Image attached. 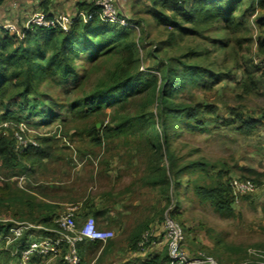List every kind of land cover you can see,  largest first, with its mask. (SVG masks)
<instances>
[{
  "label": "trees",
  "instance_id": "trees-1",
  "mask_svg": "<svg viewBox=\"0 0 264 264\" xmlns=\"http://www.w3.org/2000/svg\"><path fill=\"white\" fill-rule=\"evenodd\" d=\"M95 1L79 4L77 19L67 31L35 28L27 31L24 39H19L13 34H0V124L9 122L15 126L21 123L30 125L29 121L23 119L39 117L40 127L49 125L59 116L56 107L70 115L61 118L62 123L89 119L106 108H113L114 113L110 115L108 125L98 128L95 120L86 128L91 141L101 145L104 140L111 138L113 132L118 135H141L152 150H160V158L165 155L169 161L168 166H153L148 174L153 180H146V183L154 187L161 185L160 189L164 193L173 191L178 194L180 175L188 171L197 173L200 169L207 172L205 169L208 164L202 160L178 163V160L182 162L183 158H178L175 152L169 151L170 133L171 138L175 139L179 137L181 130L206 131L209 128L205 118H219L218 107L212 103L196 102L194 90L213 88L222 77L233 80L235 87L240 89L243 95L252 94L264 84V65L259 64L264 62V0H249L248 5L245 0H151L149 15L170 29L168 40L162 42V45L169 46L178 35L204 36L205 33L221 31L223 38H210L212 50L207 49V54L209 51L216 54L223 49L226 56L229 49H233L235 41L242 40L239 35L242 31L256 30L257 36L244 38L245 41L255 44L254 57H257V60H250L252 69L238 64L234 69L227 68L217 73L198 64H191L189 52L167 57L166 60L161 59L159 47L149 51L150 56L157 58V67L147 68V71L141 70L143 61L137 45L145 40L137 35L136 30L147 36L145 22L132 19V24L138 29L103 22L96 14L99 7ZM80 13L94 14V17L89 22H84ZM253 17L255 22L251 25L250 19ZM16 23L19 24L18 21ZM84 59L89 60L92 66L81 75L80 63ZM113 59L116 60L114 67L97 83H91L93 74L102 69L98 62ZM44 84H53L54 88L70 94L66 95L67 98H72L66 102L58 98L56 107L48 106L46 93L41 92ZM49 100L52 102L54 99ZM230 111L233 116L232 124L238 125L237 130L244 135L253 134L263 124L264 112L261 118H245L234 108H230ZM113 124L114 130L111 126ZM1 127L8 130L9 126ZM36 140L38 146L28 144L20 150L14 133L11 131L6 135L2 132L0 166L27 169L28 166L33 168L42 165L46 159L59 157L55 135L37 136ZM247 172L243 173L240 179H250L256 186L263 184V180L259 178L261 173L251 168H248ZM158 173L160 180L154 178ZM221 177L222 173L218 178ZM172 178L174 182L171 184ZM224 179V182L208 185L199 183V176L193 180L194 191L202 202H210L218 213L232 217V205L235 200L230 186L232 178ZM25 196L24 193L18 195L13 192L10 200L20 204L27 203L32 207ZM29 197L33 198L30 195ZM88 202L81 209V218L82 214H100L88 209ZM39 207L41 208L40 205ZM56 214L42 213L35 220H46L48 227H56ZM172 215L174 212L169 215L174 219ZM19 218L24 220L27 216ZM31 223L37 225L34 220H31ZM146 228L147 225L139 224L133 231L130 239L132 250L139 248ZM32 231L34 229L25 231L22 241L28 240ZM49 234L54 236L53 233ZM83 242L78 243L77 248L84 259L86 250ZM95 247L103 248L102 253L105 254L104 251L107 252L112 247V242L110 240L103 244L91 241L90 252ZM10 259L8 251H0V264H9ZM58 260L64 262L62 258ZM165 261H168V256ZM144 263H162V258L157 256Z\"/></svg>",
  "mask_w": 264,
  "mask_h": 264
},
{
  "label": "rangeland",
  "instance_id": "rangeland-1",
  "mask_svg": "<svg viewBox=\"0 0 264 264\" xmlns=\"http://www.w3.org/2000/svg\"><path fill=\"white\" fill-rule=\"evenodd\" d=\"M248 3L249 0H245V4ZM143 6L144 15L137 14V18L145 22L147 36L136 30L137 35L145 40L137 45L143 61L141 70L147 71V68L157 67V58L150 56L149 51L158 47L161 50V59L166 60L167 57L189 52L191 64L206 67L213 73L227 68L234 69L238 64L251 68L250 60H257V57H254L255 44L244 39L252 35L257 36L256 30L242 31L239 34L242 40L235 41L233 49L230 48L226 56L223 49L216 54L213 51L207 54V49L212 50L210 38H223L221 31L205 33L204 36L178 35L169 46L162 45V42L168 40L170 29L164 24H159L152 15L146 14L147 10H151L150 4ZM18 18L14 20L17 19L22 27L26 18L21 15ZM250 20L251 25L254 24L255 17ZM115 62V59L98 62L102 69L93 74L90 82L97 83L114 67ZM91 66L92 63L84 59L80 63L81 75ZM41 92L46 93L48 106L56 107V99L66 102L72 98H67L66 95L70 94L54 88L53 84L42 85ZM194 94L196 102L215 104L219 118L212 120L206 117L209 128L206 131L181 130L179 137L175 139L171 138L170 133L169 151L175 152L178 158H183V161L178 160V163L202 160L208 164L205 169L207 172L200 169L197 173L188 171L180 175L178 194L173 191L164 193L160 189L161 185L154 187L148 183L153 180V177L148 176L150 169L156 164L168 166L169 161L165 155L160 158V150H152L141 135H118L113 132L111 138L104 140L101 145L91 141L86 128L95 120L98 128L108 125L110 115L114 113L113 108H106L89 119L62 123L61 118L70 115L56 107L55 110L59 113L57 120L42 127L39 125V117L31 120L24 118L23 120L29 121L30 124L27 125L31 130L26 133L28 138L36 140L37 136H56L55 146L59 157L46 159L42 165L33 168L28 166L27 169L0 166V236L12 225L8 224L19 221L17 218L20 216H27L24 220H34L37 224L35 219L41 216L39 205L44 203L39 197L47 200L50 198L58 203L55 205L56 217L62 214L68 205L81 204L82 209L88 200H100L102 189L106 186L101 176L116 173L121 180L118 190L120 193L116 200L119 213L116 216L121 222L116 221L117 228L111 229L115 232V237L111 240L112 247L107 252L104 251L105 254L98 264H145L144 262H149L157 256L162 258V263L157 264H168V261H165L168 254L164 219L172 212L175 221L184 229L185 248L191 253L203 252L212 256L218 264H264V121L253 134L244 135L237 130L238 125L232 124L233 116L230 111V108H234L245 118H261L264 112V84L252 94L243 95L242 91L235 87L233 80L222 77L213 88H199L194 90ZM49 99H54V103ZM8 124V130H3L1 126ZM111 126L114 130L115 125ZM9 129L14 133V125L9 122L0 124V134H10ZM248 168L262 174L259 178L263 180V184L257 186L255 192L240 196L238 201L234 200L232 217L221 215L210 202L204 203L196 196L193 180L199 176V183L214 185L219 181L224 182V178H241L243 173H248ZM221 173L223 177L218 178ZM154 178L160 180L159 173L154 175ZM173 182L172 178L171 184ZM13 192L18 195L26 194L25 198L32 207L27 203L12 202L10 196ZM65 201L68 204H60ZM82 215L79 223L88 217ZM139 224L147 225L144 234L153 232L154 235L151 241L146 242L144 248L141 246L132 250L130 239ZM92 251L96 252L93 254L96 256H92L93 259L90 260L93 263L103 248L95 247ZM93 264H97V261Z\"/></svg>",
  "mask_w": 264,
  "mask_h": 264
},
{
  "label": "built area",
  "instance_id": "built-area-1",
  "mask_svg": "<svg viewBox=\"0 0 264 264\" xmlns=\"http://www.w3.org/2000/svg\"><path fill=\"white\" fill-rule=\"evenodd\" d=\"M125 0H96L99 7V18L106 23L120 26H132L129 17L122 14L120 4ZM78 15V14H77ZM63 13L49 14L45 11L32 13L21 27L13 21L0 20V34H13L19 39H24L27 31L35 28L61 29L67 31L77 19ZM84 22L93 19L94 14L80 13ZM264 65V62L259 63ZM9 126L6 125V127ZM27 132H31L25 123L14 125V135L18 141L20 150L28 144L38 146L35 139L28 138ZM233 196L238 201L240 196L248 195L257 190L256 184L250 179H232L230 182ZM81 204H71L66 207L64 212L56 219V227L45 228L30 222L13 221L7 233L0 236V251H8L11 259L9 264H30L33 259L53 260L62 258L66 264H82L77 245L83 241H98L107 244L115 237V232L111 229L100 228L93 216L86 217L81 223L77 220L82 219L79 215ZM34 228H42L54 236L30 235L28 240L22 241L25 231ZM164 231L167 245L168 264H218L216 260L203 252L191 253L185 248V232L183 227L171 218L168 214L164 219ZM153 232H146L139 248H144L146 242L153 238Z\"/></svg>",
  "mask_w": 264,
  "mask_h": 264
},
{
  "label": "crops",
  "instance_id": "crops-1",
  "mask_svg": "<svg viewBox=\"0 0 264 264\" xmlns=\"http://www.w3.org/2000/svg\"><path fill=\"white\" fill-rule=\"evenodd\" d=\"M94 0H0V20L3 21H15L17 22L19 19L18 17L23 16V18H28L32 13L36 11H46L49 14H56V13H63L70 16H76L78 14V6L81 3L84 2H93ZM151 5V0H125L121 2L120 4V11L122 14L132 19H140L137 18V14H140V16L143 13L142 6L143 5ZM144 7V6H143ZM20 11V13H19ZM146 11V10H145ZM149 14V11L147 10V13ZM144 15V13H143ZM14 18H17L14 20ZM119 175L116 173H110V174H103L101 176V179L104 180L105 187L103 190V195L100 200L93 198L92 201H89L88 203V209L94 212H100L97 216H93L96 220L97 225L100 228L103 229H116V221L121 222L120 219L117 218L116 214L119 213L117 210L118 203H117V195L120 193L119 188L121 185V180H119ZM101 180V181H103ZM39 197V196H38ZM44 201V204L41 205V214L42 213H56L57 208L55 205H58V203H55L54 201H51L50 198L48 200L43 197H39ZM89 199V198H88ZM70 200V199H68ZM71 203V202H70ZM60 204H68L67 201L60 203ZM117 208V209H116ZM87 209V210H88ZM44 218V217H43ZM19 221L22 222H31L27 220L17 218ZM54 219V214H53ZM46 220L40 221L37 224L39 226L45 227V228H51L48 227L45 222ZM124 226V225H123ZM115 227V228H113ZM36 235V236H48L50 235L48 231L42 229V228H34V231L30 232L29 235ZM91 241H84L83 246L85 248V255L84 259L82 258V264H93L97 261V264L100 263V259L103 258V254L98 256L94 262L92 261L93 257L96 255L94 252H90L89 249V243ZM103 255V256H102ZM93 256V257H92ZM45 262L52 264H65L64 262L61 263L58 259L53 260H47V259H33L30 264H44Z\"/></svg>",
  "mask_w": 264,
  "mask_h": 264
},
{
  "label": "water",
  "instance_id": "water-1",
  "mask_svg": "<svg viewBox=\"0 0 264 264\" xmlns=\"http://www.w3.org/2000/svg\"><path fill=\"white\" fill-rule=\"evenodd\" d=\"M99 126V125H98Z\"/></svg>",
  "mask_w": 264,
  "mask_h": 264
}]
</instances>
